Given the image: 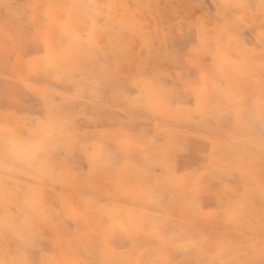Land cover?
I'll return each mask as SVG.
<instances>
[{
	"label": "rangeland",
	"instance_id": "374dc122",
	"mask_svg": "<svg viewBox=\"0 0 264 264\" xmlns=\"http://www.w3.org/2000/svg\"><path fill=\"white\" fill-rule=\"evenodd\" d=\"M1 29L67 43L0 113L4 264H264V0H3Z\"/></svg>",
	"mask_w": 264,
	"mask_h": 264
},
{
	"label": "crops",
	"instance_id": "0c3cea01",
	"mask_svg": "<svg viewBox=\"0 0 264 264\" xmlns=\"http://www.w3.org/2000/svg\"><path fill=\"white\" fill-rule=\"evenodd\" d=\"M3 5V0H0V11ZM9 49L0 47V113L9 110L16 106V98L14 87L25 81L32 80L36 75V69L41 65L50 66L51 60H48L52 54L58 56H67V43L59 49L56 43L53 44L52 37L49 36L47 44L48 55L45 57L30 59L25 51L21 50V45L16 40L17 32H9ZM0 34H4L0 30ZM7 35V34H6ZM6 39V38H5ZM57 102V100H56ZM52 108V105L49 106ZM4 221L0 219V264H4L5 259L19 258L20 246L19 242L13 238L4 236Z\"/></svg>",
	"mask_w": 264,
	"mask_h": 264
}]
</instances>
